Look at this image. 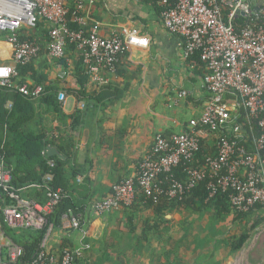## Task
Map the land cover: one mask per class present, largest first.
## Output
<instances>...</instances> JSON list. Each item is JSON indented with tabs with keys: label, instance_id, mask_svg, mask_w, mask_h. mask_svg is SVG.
<instances>
[{
	"label": "built area",
	"instance_id": "2783aa9c",
	"mask_svg": "<svg viewBox=\"0 0 264 264\" xmlns=\"http://www.w3.org/2000/svg\"><path fill=\"white\" fill-rule=\"evenodd\" d=\"M149 1L160 10L164 29L185 42L184 57L199 56L205 64L203 88L210 94L203 114L189 122L180 134L155 137L149 155L140 164L135 176L117 184L113 195L92 204L95 214L132 207L142 193L145 202L158 203L165 195L181 202L200 183L208 181L213 198L218 192H230L234 210L242 213L264 206V24L262 12L255 10L254 0H135ZM92 0L87 6L79 2L72 10L68 0H0V38L12 49V62H0V86L12 87L20 77L19 68L40 60L45 54L68 63V49L82 59L89 81L106 85L103 72L115 73L129 46L148 47L149 40L138 29H123L105 37L100 23L89 27ZM259 11V12H258ZM228 12L227 17L224 14ZM239 15L251 23L239 29ZM70 16L77 30L71 28ZM49 25V41L35 37L40 23ZM71 71L64 70L62 77ZM20 94L31 99L44 95V88L34 87L32 81L17 86ZM68 94L61 91L58 100L66 105ZM244 107L249 121H257L260 136L254 138L251 149L246 145L243 127L231 122ZM254 128H252L253 130ZM217 135L216 156L206 157L202 167L185 170L184 182L176 179L174 171L182 165L197 161L202 150V137L208 131ZM51 168L56 167L50 162ZM162 175H167L168 189H163ZM11 173L0 155V203L9 195L14 201L3 209L4 223L14 230L45 231L39 252L31 264H76L81 249L64 250L61 255L48 251V241L54 231L49 216L68 198L62 190L47 185L45 205L29 202L12 192ZM46 182L51 184L53 176ZM70 228L81 229V217L68 218ZM7 252V256H5ZM22 249L8 240L0 225V264H16Z\"/></svg>",
	"mask_w": 264,
	"mask_h": 264
},
{
	"label": "crops",
	"instance_id": "0c3cea01",
	"mask_svg": "<svg viewBox=\"0 0 264 264\" xmlns=\"http://www.w3.org/2000/svg\"><path fill=\"white\" fill-rule=\"evenodd\" d=\"M91 1L68 0V5L74 10L79 2L89 6ZM93 1L89 27L100 23L105 37L138 29L149 45L129 46L117 71L103 72L106 85L92 83L86 75V94L74 73L81 60L76 51H67L66 70L71 73L65 77L54 59L45 54L39 60L50 81L68 94L66 105L60 104L65 125L54 122L47 135L59 139L64 148L66 153H60L69 159L67 180L73 199L85 209L80 230L70 228L68 221L64 228L54 227L48 251L60 255L64 244L81 249L76 264H224L220 259L229 253L226 223L215 221L213 212L198 215L178 206L160 211L139 201L105 215L91 209L93 203L111 197L114 186L136 175L158 134L182 133L191 120L202 116L210 100L202 83L204 62L199 56L184 57V40L164 29L157 6L149 1ZM253 6L264 10V0H254ZM43 31L34 36L42 39ZM0 62H12V49L4 38ZM215 142L213 136L206 139L209 152L216 151Z\"/></svg>",
	"mask_w": 264,
	"mask_h": 264
},
{
	"label": "trees",
	"instance_id": "16d2710c",
	"mask_svg": "<svg viewBox=\"0 0 264 264\" xmlns=\"http://www.w3.org/2000/svg\"><path fill=\"white\" fill-rule=\"evenodd\" d=\"M259 11L262 12L263 17L261 20L264 24V10ZM227 15L228 12L224 14L225 17ZM72 18V16L69 18L71 28L77 30L78 26L73 23ZM249 23H251L250 18L245 15H239L236 26L241 29ZM39 25L40 30H44L45 34L44 37L41 35L42 41H49V27L45 22H41ZM35 35L40 36L39 33ZM69 50L73 55L75 46L69 47ZM55 61L62 67V71L67 69V64L64 60ZM19 72L20 77L14 80L12 87L0 86V155L4 160L6 170L11 173V191L22 199L45 205L48 202L47 185H50L55 190L60 189L67 194L68 198L62 201L54 213L49 216V221L55 228H64L65 222L68 221L71 215L79 217L85 209H82L81 204L73 199V190H71L72 188L67 180L69 159L66 161L47 155L48 147H56L59 152L66 153L61 144H59V139H56V137L49 139L47 135L48 131L53 130L51 125L54 122L65 125V121L67 120L58 100L61 88L58 83L50 81L49 74L44 73V65H41L39 60L34 61L28 66L20 67ZM74 73L78 76L80 86L83 87L82 94H86L84 87L87 82V76L82 59L79 60ZM27 81H32L34 87H43L44 95L38 99H31L20 94L17 86H22ZM10 104H12V108L9 107ZM236 124L243 127L246 135L245 143L251 149L254 138L260 136L257 121L250 122L247 110L241 107L231 122L232 129ZM252 128L254 129L252 130ZM209 136H213L215 141L218 140L217 135L209 130L204 138L202 137V150L197 157V161L187 166L182 165L176 169L174 171L176 179L184 182L187 178L186 169L202 167L205 165L206 157L216 156L217 151L209 152L205 147L206 139ZM52 161L56 163L55 168H51L50 166V162ZM49 175L53 176L51 184L46 182V178ZM166 177L167 175L160 177L164 190H167L169 187ZM208 184V181L200 183L181 202L171 200L165 195L160 197L158 203H154L153 201L145 202V196L142 193L137 197L136 202L139 201L144 205L155 206L160 211L166 208V206L167 208L178 206L185 210L189 209L198 215L210 211L214 213L215 221L226 223V230L228 224L233 226L242 222L243 226L240 236H233L230 239L231 242L225 241L227 249L229 248V253L236 254L242 251L252 238L254 232L264 225V206H258L257 209L246 213L238 212L231 205L230 192H218L217 195L211 198ZM12 203L14 201L10 196L5 195L4 201L0 203V225L6 236L22 249L19 263L31 264L39 252L46 232L25 229L22 230L21 235H17L14 229L9 228L4 223L3 209ZM256 214V219L253 221L252 218ZM66 249L72 250L73 247L64 244L60 255Z\"/></svg>",
	"mask_w": 264,
	"mask_h": 264
},
{
	"label": "rangeland",
	"instance_id": "374dc122",
	"mask_svg": "<svg viewBox=\"0 0 264 264\" xmlns=\"http://www.w3.org/2000/svg\"><path fill=\"white\" fill-rule=\"evenodd\" d=\"M256 216L257 214L253 216V221L256 219ZM242 226V222L233 226L228 224L226 240L231 242L230 239L233 236H240ZM226 252H229V248H226ZM229 255L230 254L228 253L227 256H224L225 258L220 256L222 257L220 260H223V262L226 260L224 264H264V225L260 226L254 232L252 238L242 249V251L234 254L232 257H230L232 254L230 256Z\"/></svg>",
	"mask_w": 264,
	"mask_h": 264
},
{
	"label": "water",
	"instance_id": "95a60500",
	"mask_svg": "<svg viewBox=\"0 0 264 264\" xmlns=\"http://www.w3.org/2000/svg\"><path fill=\"white\" fill-rule=\"evenodd\" d=\"M47 155L49 157H57V158H59L61 160H65V157L55 147H48Z\"/></svg>",
	"mask_w": 264,
	"mask_h": 264
}]
</instances>
